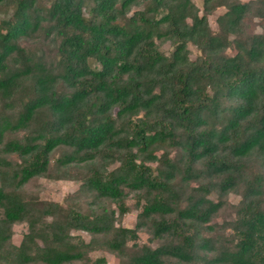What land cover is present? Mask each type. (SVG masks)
I'll return each instance as SVG.
<instances>
[{
    "label": "trees",
    "instance_id": "16d2710c",
    "mask_svg": "<svg viewBox=\"0 0 264 264\" xmlns=\"http://www.w3.org/2000/svg\"><path fill=\"white\" fill-rule=\"evenodd\" d=\"M247 17L264 21V0H0V264H104L96 250L264 264V32ZM177 175L208 183L188 193ZM40 178L80 182L120 216L139 193L138 222L27 196ZM212 190L241 196L221 247L203 235L221 207ZM141 228L160 244H141Z\"/></svg>",
    "mask_w": 264,
    "mask_h": 264
},
{
    "label": "rangeland",
    "instance_id": "374dc122",
    "mask_svg": "<svg viewBox=\"0 0 264 264\" xmlns=\"http://www.w3.org/2000/svg\"><path fill=\"white\" fill-rule=\"evenodd\" d=\"M196 5L202 9V0H194ZM216 15V14H215ZM215 15H210L209 20L212 28L216 30ZM247 30L249 32H264V21L258 20L257 18L247 17L245 20ZM46 40H37L36 44L32 43L33 48L36 47L39 50H44ZM163 52L170 51L169 43L161 45ZM47 50V49H46ZM191 52V58H194L198 51L191 45H189ZM170 157L173 161L177 162L182 158V155L177 151H170ZM152 167L155 168L157 163H151ZM252 168H257V164L253 163ZM177 184H183L180 175L175 178ZM208 182L204 178L200 180L189 181L188 184L184 185L183 191L191 193L195 188L200 185H206ZM27 196H37L45 201H52L60 203L62 205H72L73 207H79L83 211H88L91 208H104L107 210L115 211V224L117 226L134 228L138 222V214L140 212V205L142 204L141 195L136 192L126 191L125 198L123 199L126 212L123 215H119L118 207L116 204L108 200H97L94 201L92 195L80 189V182L68 179H54V178H40L32 181L25 187ZM194 192V191H193ZM241 192V191H240ZM183 193V192H182ZM209 198L214 202H220L221 207L216 213L215 217L211 221V225L215 227L213 232H205L204 236H211L214 238L217 247L223 246L232 237L231 232L227 228H223L224 224L230 222L236 218V206L241 200L240 193L231 192L224 197H220L216 190H212L209 193ZM12 242L15 245H19L23 235L27 231L25 223L15 224L13 226ZM139 241L141 244H146L151 247H156L161 241L153 240L150 233L145 228L138 230ZM75 234L82 235L86 241L89 240V236L83 232H76ZM93 260L103 259L104 264H121L120 260L112 253L105 250H96L90 254ZM168 264H179L175 261H171Z\"/></svg>",
    "mask_w": 264,
    "mask_h": 264
}]
</instances>
